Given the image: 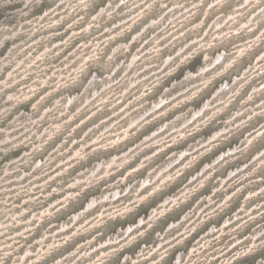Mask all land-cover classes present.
<instances>
[{
    "label": "rangeland",
    "instance_id": "1",
    "mask_svg": "<svg viewBox=\"0 0 264 264\" xmlns=\"http://www.w3.org/2000/svg\"><path fill=\"white\" fill-rule=\"evenodd\" d=\"M0 264H264V0H0Z\"/></svg>",
    "mask_w": 264,
    "mask_h": 264
}]
</instances>
